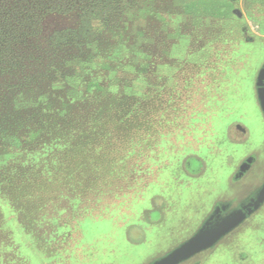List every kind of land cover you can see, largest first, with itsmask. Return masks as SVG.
Listing matches in <instances>:
<instances>
[{
	"label": "rangeland",
	"instance_id": "obj_1",
	"mask_svg": "<svg viewBox=\"0 0 264 264\" xmlns=\"http://www.w3.org/2000/svg\"><path fill=\"white\" fill-rule=\"evenodd\" d=\"M97 2L0 0V264H147L263 138L264 0ZM256 221L194 262L264 264Z\"/></svg>",
	"mask_w": 264,
	"mask_h": 264
},
{
	"label": "flooded vegetation",
	"instance_id": "obj_2",
	"mask_svg": "<svg viewBox=\"0 0 264 264\" xmlns=\"http://www.w3.org/2000/svg\"><path fill=\"white\" fill-rule=\"evenodd\" d=\"M264 79V74L262 80ZM258 95L261 96L264 104V80L262 86L258 88ZM263 117V113L261 112ZM264 123V118H263ZM253 150L248 152L241 160H237L236 165L231 172L226 176L225 182L227 188L222 189L221 195L235 194L241 195L238 200H224L220 202H211L208 204L209 209L203 214L200 224L190 238H192L203 226L208 223L209 230L217 229L227 218L240 217L245 215L243 222L233 232L223 237L215 246L222 243L230 237L236 230L241 227L251 226L257 224L261 216H264V135L260 140L254 139L252 142ZM256 182L258 184H256ZM188 238V240L190 239ZM186 240V241H188ZM185 241V242H186ZM179 246V245H178ZM177 246V247H178ZM175 247V248H177ZM175 248L169 249L162 254L156 256L153 260L149 261L150 264ZM212 249L204 250L198 255L190 258L182 264H196L194 259L201 256Z\"/></svg>",
	"mask_w": 264,
	"mask_h": 264
},
{
	"label": "water",
	"instance_id": "obj_3",
	"mask_svg": "<svg viewBox=\"0 0 264 264\" xmlns=\"http://www.w3.org/2000/svg\"><path fill=\"white\" fill-rule=\"evenodd\" d=\"M244 218L245 215L229 217L217 229L212 230H209L207 223L188 241L150 264H182L204 250L214 247L223 237L237 228Z\"/></svg>",
	"mask_w": 264,
	"mask_h": 264
},
{
	"label": "trees",
	"instance_id": "obj_4",
	"mask_svg": "<svg viewBox=\"0 0 264 264\" xmlns=\"http://www.w3.org/2000/svg\"><path fill=\"white\" fill-rule=\"evenodd\" d=\"M105 1H108V0H98V2H97V4L98 3H102L100 6V8H95V9H92L91 10V12L92 13H101V14H103V17L104 18H110V17H113V16H115V14H116V12H115V10H109V9H107V8H103V2H105ZM46 7H49V10L50 9H58L59 10V6H57L56 8H54L55 6L54 5H52L51 3H49ZM90 12V13H91Z\"/></svg>",
	"mask_w": 264,
	"mask_h": 264
},
{
	"label": "crops",
	"instance_id": "obj_5",
	"mask_svg": "<svg viewBox=\"0 0 264 264\" xmlns=\"http://www.w3.org/2000/svg\"><path fill=\"white\" fill-rule=\"evenodd\" d=\"M239 226H240V225H239ZM239 226H238V227H239ZM238 227H237V228H238ZM235 229H236V228H235ZM235 229H234V230H235ZM234 230H233V231H234ZM233 231H232V232H233ZM230 233H231V232H230ZM230 233H229V234H230ZM227 235H228V234H227Z\"/></svg>",
	"mask_w": 264,
	"mask_h": 264
}]
</instances>
